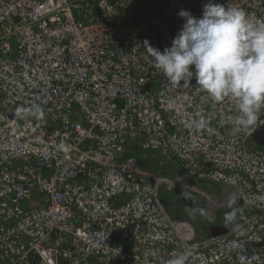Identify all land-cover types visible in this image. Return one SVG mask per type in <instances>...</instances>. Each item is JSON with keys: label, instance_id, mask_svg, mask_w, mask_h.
Listing matches in <instances>:
<instances>
[{"label": "built area", "instance_id": "obj_1", "mask_svg": "<svg viewBox=\"0 0 264 264\" xmlns=\"http://www.w3.org/2000/svg\"><path fill=\"white\" fill-rule=\"evenodd\" d=\"M214 2L264 19V0ZM205 3L0 0V264H166L186 249L187 264H264V110L233 134L234 102L205 99L194 77L170 83L145 51L170 47L178 11ZM198 113L211 114L203 129ZM138 149L231 186L249 208L243 234L171 217L161 185L196 188Z\"/></svg>", "mask_w": 264, "mask_h": 264}, {"label": "clouds", "instance_id": "obj_2", "mask_svg": "<svg viewBox=\"0 0 264 264\" xmlns=\"http://www.w3.org/2000/svg\"><path fill=\"white\" fill-rule=\"evenodd\" d=\"M177 15L183 18V24L170 47L161 51L144 42L152 66L174 85L192 86L194 77L195 86L205 94V99L216 103L234 102V115L228 118L233 134L255 129L264 110V19L249 15L238 6H226L214 0H207L200 17L186 9H180ZM24 113L20 109L17 115ZM32 113L41 114L38 105L33 106ZM210 119L211 114L198 113L193 126L203 129ZM177 174L179 178L182 176ZM228 193H231L230 205H235L238 195L232 188L220 193V201ZM181 195L192 207L193 200L184 198V189ZM256 199L264 203V195ZM196 213L203 214L202 209H193L191 214ZM242 219L241 209L233 207L224 213V226L243 234V225L239 222ZM144 255L154 256L155 252L146 250ZM189 258L190 250L186 249L173 254L166 264H187Z\"/></svg>", "mask_w": 264, "mask_h": 264}, {"label": "rangeland", "instance_id": "obj_3", "mask_svg": "<svg viewBox=\"0 0 264 264\" xmlns=\"http://www.w3.org/2000/svg\"><path fill=\"white\" fill-rule=\"evenodd\" d=\"M155 152L151 150L138 149L137 155H140L146 168H149L156 173L159 172L163 176H171L172 179L179 178L176 171L173 170V165L169 164L167 159L160 153L156 154V157H152ZM179 171H182L178 169ZM169 171H173L170 174ZM181 178H185L190 185L194 186L195 190L185 189L184 198L193 200V205L188 206L182 198L181 189L178 186H170L168 184L161 185L160 196L165 201L167 212L171 217L185 218L192 222L198 231L202 235H207L210 231L211 225H221L224 224V213L232 210L233 207H238L241 209L243 218L246 217L249 212V208L246 205L241 204L238 200L235 205H230L231 193H228L226 197L221 200L220 193L224 191H230L231 186L210 181V180H197L185 172L182 171ZM207 195L212 199L205 198ZM202 209L203 214L196 213L191 214L193 209ZM215 214L213 220H209L212 215Z\"/></svg>", "mask_w": 264, "mask_h": 264}, {"label": "water", "instance_id": "obj_4", "mask_svg": "<svg viewBox=\"0 0 264 264\" xmlns=\"http://www.w3.org/2000/svg\"><path fill=\"white\" fill-rule=\"evenodd\" d=\"M191 202V201H190ZM191 204V203H189ZM212 235H217L219 233H223L226 231V228H223L222 230L217 226V227H212Z\"/></svg>", "mask_w": 264, "mask_h": 264}]
</instances>
